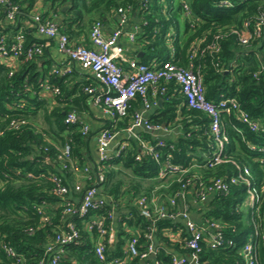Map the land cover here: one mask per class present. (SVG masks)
Listing matches in <instances>:
<instances>
[{
  "label": "trees",
  "instance_id": "1",
  "mask_svg": "<svg viewBox=\"0 0 264 264\" xmlns=\"http://www.w3.org/2000/svg\"><path fill=\"white\" fill-rule=\"evenodd\" d=\"M20 12L15 25L5 19V7H0V40L11 44L20 30L18 21L29 16L41 2V17L58 21L60 31L71 40L86 37L94 22L103 23L115 15L120 7H130L139 16L140 32L136 45L144 64L171 61L177 67L187 69L193 64L202 78L205 97L217 103L233 98L238 111L221 115V127L228 143L223 157L229 162L202 170L203 178L221 177L224 180L237 175V166L247 168L249 188L255 191V209L240 210L247 196L248 187L242 184L230 188L228 194H220L211 202L207 215L221 222L225 239L233 240L234 247L212 249L204 243L199 255L203 264H245L241 248L248 242L255 247L258 264H264V38L242 44L233 31H239L243 23L253 25L264 7V0H230L233 8H218L222 0H187L192 23L184 16V10L175 0H9ZM54 14V18L50 15ZM140 18L142 20H140ZM43 43L23 30L22 54L17 67L0 63V264H39L49 256V246L56 237L66 233L70 225L77 230L75 242L63 246L60 264H108L123 255V247L130 237L125 229L136 231L139 250L142 251L147 222L139 216L134 200L151 197L158 168L149 158L135 161V145L126 149L112 165L103 169L104 182L100 194L112 200L114 213L120 216L116 224L115 240L107 247L105 262H99L93 252L96 232L87 230L88 217L79 218L63 213L64 204L70 199L78 201L80 193H73L76 175L73 167H93L92 147L97 131L90 129L82 134L85 115L91 112L90 95L86 87H96L94 80L76 65L68 74H54L47 56L25 59V51L33 43ZM215 49L217 51H215ZM46 84L50 96L41 94L40 86ZM170 86L177 89L172 83ZM171 87V88H172ZM56 91V92H55ZM140 108L138 99L131 102L126 115L116 129L125 128L134 112ZM74 112L80 120L67 125L64 120ZM239 113L246 116L257 129L251 130L237 120ZM237 115V116H236ZM149 120L164 126L171 125L178 135L171 152L174 163L185 164L193 158L201 161L200 153L213 143L209 133V119L200 111L183 105V97L175 95L152 111ZM235 126L238 131L233 130ZM256 146L254 151L249 146ZM68 156L63 155L65 148ZM212 150V149H211ZM234 162V164H232ZM59 177L68 188L66 199L59 198L53 190L51 178ZM90 186L87 181L84 189ZM180 188L173 183L161 189L162 200ZM64 200V201H63ZM110 211L109 201L90 215L105 216ZM121 211L127 212L123 215ZM253 224L258 226L255 234ZM179 222L158 221L155 243L159 246L156 259L161 264H171L170 252L187 254L178 243H172L168 233L181 228ZM183 236V234H182ZM11 247L17 258L8 257L3 246ZM126 264H152V260L128 258Z\"/></svg>",
  "mask_w": 264,
  "mask_h": 264
},
{
  "label": "built area",
  "instance_id": "2",
  "mask_svg": "<svg viewBox=\"0 0 264 264\" xmlns=\"http://www.w3.org/2000/svg\"><path fill=\"white\" fill-rule=\"evenodd\" d=\"M175 1L181 4L184 16L193 25L188 1ZM233 5L230 0H222L217 7L233 8ZM1 6L5 7L6 21L15 25L16 17L20 13L18 7L9 0H0ZM132 14L134 12L130 7L118 8L115 12L117 27L108 35L104 32L101 22H94L88 34L87 44L71 40L60 31L57 23L46 20L37 13L29 15L35 32L40 37L55 41L57 51L66 59L64 64L55 65L52 68L53 73L68 74L71 72V66L76 65L81 71L91 75L96 87H86L85 92L90 95L91 107L99 109L107 121L95 137L97 160L94 166L72 169L76 175L73 190L75 193H80V198L78 201L70 199L65 203L63 213L79 218L88 217L87 230L97 234L93 243V252L97 260L104 263L107 247L114 242L115 233L110 223L105 224V216L90 215V212L97 211L109 201L110 211L107 218L112 221L115 206L112 205L110 198L102 196L99 192V186L104 182L102 168L106 164L112 165L109 162L119 158L133 143L136 149L135 161L139 162L144 157H149L158 168L156 177L151 181L155 183L151 197L141 196L134 200L139 216L147 222L143 250H139L136 231L125 229L130 237L123 247V255L114 258L108 264H126L128 258L137 256L142 260L151 259L152 264H161L156 259L159 246L155 243V232L157 222L163 220L182 224L175 233L168 234L172 243H178L182 249L188 251L187 254L176 250L170 252L171 264H203L199 260V255L204 243L212 249L234 247L233 240L225 239L223 235L225 226L207 215L211 207L210 203L216 196L228 194L231 187L242 184L248 187L247 196L242 204L235 208V211L238 213L240 210L256 207L255 191L249 188L250 179L247 168L237 166V175H232L225 180L221 177L203 178L200 174L202 170L229 162L223 157L224 145L228 143V140L221 127V115H232L233 112L238 111V104L233 98L223 99L217 103L207 100L202 78L193 64H190L187 69H182L171 61L144 64L135 56H128L120 39L125 34L129 43L133 44L136 41L139 28L126 30ZM233 33L244 45L249 44L253 39L264 38V7L260 9L253 25H250V21H246L241 30L233 31ZM22 44V31L17 32L11 44L5 45L1 39L0 63L8 65L6 61L9 59L18 60L22 54ZM44 47V43L31 44L24 53L25 59L31 60L35 56L42 55ZM172 83L177 86V89L170 86ZM40 89L41 93H54L46 84H42ZM177 90L183 97V105L203 112L209 119L208 128L213 143L211 148L209 146L200 153L201 161L193 158L185 164L174 163L171 152L174 150L177 130L171 125L164 126L149 120L152 111L160 107L164 101H169ZM135 99L139 100L140 108L134 112L130 124L125 128L116 129L118 122L124 118L131 102ZM237 120L251 130L257 129L242 113L238 114ZM64 123L71 126L80 123V120L74 112H71L67 114ZM89 130V125L83 123L82 134L86 135ZM233 130L238 131L235 126ZM256 148L253 145L249 146L251 151ZM257 150L264 153V148H257ZM68 153L69 149L66 147L63 155L67 157ZM51 181L52 192L59 198L66 199L69 192L67 186L57 176H53ZM87 181L90 186L84 189ZM173 183L179 184V190L166 197V201L162 200L160 190L169 188ZM125 214L129 216L127 212ZM253 226L257 235L259 228L256 224ZM77 238V230L70 225L66 233L56 237L55 244L59 247L49 246L47 251L50 253L47 260L39 264H60L63 246L75 242ZM261 243L264 247V234L261 235ZM2 248L8 257L17 258L11 247L4 245ZM240 252L245 264H258L255 247L251 241L246 243Z\"/></svg>",
  "mask_w": 264,
  "mask_h": 264
},
{
  "label": "crops",
  "instance_id": "3",
  "mask_svg": "<svg viewBox=\"0 0 264 264\" xmlns=\"http://www.w3.org/2000/svg\"><path fill=\"white\" fill-rule=\"evenodd\" d=\"M43 12H44V6H43V4L41 2H39L38 5L32 10L30 15L33 14V13H37V14L41 15V13H43ZM50 16L53 17L54 14L50 15ZM18 21L20 22V30L19 31L23 32V30L24 31L25 30H29V31H31L32 37H34L37 40L43 41V43L45 44L44 53L47 55V56L44 57L43 61L50 62V67L51 68H53L55 65H61V64H64L66 62L65 57L62 56L57 51V47H56L55 41L47 39V38H44V37H40L35 32V30L33 28V25H32V23L30 21V16L22 15L19 18ZM56 23L59 24L58 21H56ZM102 24H103L104 32L107 35L110 34L113 31V29H115L117 27L116 16L114 15L110 19L105 20ZM140 26H141V23L139 22V16L136 13H134V14H132L130 16V19H129L127 25H126V30L130 31L134 27H138L139 28V32H140ZM75 41L83 42V43L87 44L88 43V34L86 35V37H83V36L79 37ZM120 41L123 44V46L125 47L126 54L128 56H130V57L135 56L137 59L143 56V53L141 52V47L136 45V43H133V44L129 43L127 38H126V36H125V34L122 35ZM6 62L12 68H16L17 67V63H18L17 59L11 58V59H9ZM41 94L43 96H45V97L50 96V93H48V92H43ZM83 123L88 124L90 129H93V130L97 131V133H98L99 130L102 129L106 125L107 121L103 117V115L99 111V109H97L95 107H91V112L89 114L85 115V119L83 120ZM92 156H93L94 161L96 162L97 154H96L95 143H94V145L92 147ZM73 193H75V192H73ZM73 200H74V197H73ZM121 212H122L123 215H125L124 211H121ZM119 221H120V216H119L118 213H115L113 218H112V221L110 222V224L113 226L114 233H115V229H116V224L119 223Z\"/></svg>",
  "mask_w": 264,
  "mask_h": 264
},
{
  "label": "water",
  "instance_id": "4",
  "mask_svg": "<svg viewBox=\"0 0 264 264\" xmlns=\"http://www.w3.org/2000/svg\"><path fill=\"white\" fill-rule=\"evenodd\" d=\"M140 56V55H139ZM159 104H161V101H159ZM191 264H194V263H191Z\"/></svg>",
  "mask_w": 264,
  "mask_h": 264
},
{
  "label": "rangeland",
  "instance_id": "5",
  "mask_svg": "<svg viewBox=\"0 0 264 264\" xmlns=\"http://www.w3.org/2000/svg\"><path fill=\"white\" fill-rule=\"evenodd\" d=\"M175 4H176V5L178 4L177 1H175Z\"/></svg>",
  "mask_w": 264,
  "mask_h": 264
}]
</instances>
